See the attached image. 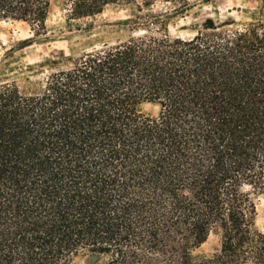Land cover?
<instances>
[{"label": "trees", "instance_id": "obj_1", "mask_svg": "<svg viewBox=\"0 0 264 264\" xmlns=\"http://www.w3.org/2000/svg\"><path fill=\"white\" fill-rule=\"evenodd\" d=\"M157 2L193 5L69 0L67 18ZM49 6L0 0V23L44 29ZM136 18L159 27L0 84V264H264V22L181 37L169 14ZM214 229L218 251L198 254Z\"/></svg>", "mask_w": 264, "mask_h": 264}, {"label": "rangeland", "instance_id": "obj_2", "mask_svg": "<svg viewBox=\"0 0 264 264\" xmlns=\"http://www.w3.org/2000/svg\"><path fill=\"white\" fill-rule=\"evenodd\" d=\"M193 5L183 13L174 11L175 5L157 2L150 8L137 10L134 4H109L93 18H67L69 0H50L44 29L25 22L0 23V84L29 80L42 84L52 72L73 65L85 52L105 43L127 39L132 33L144 34L159 27L154 19L139 15L169 14L165 29L172 36H193L202 29L206 19L224 23L234 20L236 25L249 21L264 22V0H191ZM140 110L156 114L155 104L144 102ZM251 192V191H250ZM257 215L256 226L264 231V194L251 193ZM220 247V232L212 230L207 240L197 249L201 255H211ZM72 264H88L84 255L74 257Z\"/></svg>", "mask_w": 264, "mask_h": 264}]
</instances>
